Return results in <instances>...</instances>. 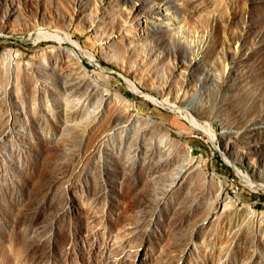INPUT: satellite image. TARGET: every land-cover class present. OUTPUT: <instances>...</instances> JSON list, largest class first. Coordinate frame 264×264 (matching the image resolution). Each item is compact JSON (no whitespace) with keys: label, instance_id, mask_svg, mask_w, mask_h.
Listing matches in <instances>:
<instances>
[{"label":"rangeland","instance_id":"1","mask_svg":"<svg viewBox=\"0 0 264 264\" xmlns=\"http://www.w3.org/2000/svg\"><path fill=\"white\" fill-rule=\"evenodd\" d=\"M263 183L264 0H0V264H264Z\"/></svg>","mask_w":264,"mask_h":264},{"label":"bare ground","instance_id":"2","mask_svg":"<svg viewBox=\"0 0 264 264\" xmlns=\"http://www.w3.org/2000/svg\"><path fill=\"white\" fill-rule=\"evenodd\" d=\"M34 35H35L36 40L38 38L58 39L60 41L70 42L76 48H79V43H77L76 41H73L72 39L70 40V38L68 37V35L60 33L57 29H50V28H45V27H38L35 31H33L30 34V37L32 38V37H34ZM71 52L75 55V57H78V54H77V52L74 49H72ZM86 57H89V58L92 59V55H90L89 53L86 54ZM129 86H130V88L133 91H136V88L133 86V84H130ZM147 96L152 101H154L156 104H158V105H161V106L170 108L173 111L185 112L186 118L189 120L190 124L193 127L205 129V130H207V132H209L210 135H213V132H212V129H211V126H210L209 122H204V123L199 122L198 119L191 112L190 108H188V107H180V106H178V105H176L174 103H171L167 99H159L158 97H155L153 95H147ZM239 173H240L241 178L245 179L250 185H253V183H251L252 182V179L248 175L242 173L241 171H239ZM220 185L222 187V184H220ZM261 185L264 186V183L261 184ZM250 187H252V186H250ZM220 199H221V201L228 200L230 202H235V203L237 202V200L234 197H232V196L220 197ZM89 235H90V233H89ZM100 242H101V239H100L99 236H97V242L96 243L99 244ZM90 247H92L91 246V243L90 242H87V247L81 250L82 254H84V255L88 254L89 251H90ZM101 253H102V250L99 251L98 254L96 255V257L94 259L95 260V264H99V263H101V262H103V261H105L107 259L105 256H102ZM69 259L71 261L70 264H75L72 253H70ZM92 264H94V263H92Z\"/></svg>","mask_w":264,"mask_h":264}]
</instances>
